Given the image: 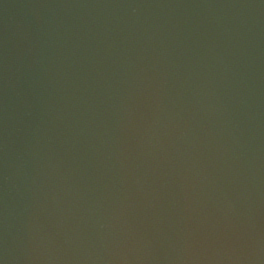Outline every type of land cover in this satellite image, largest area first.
Masks as SVG:
<instances>
[{
    "label": "water",
    "instance_id": "95a60500",
    "mask_svg": "<svg viewBox=\"0 0 264 264\" xmlns=\"http://www.w3.org/2000/svg\"><path fill=\"white\" fill-rule=\"evenodd\" d=\"M0 264H264V0H0Z\"/></svg>",
    "mask_w": 264,
    "mask_h": 264
}]
</instances>
